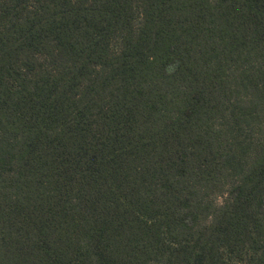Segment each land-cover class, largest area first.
I'll return each instance as SVG.
<instances>
[{
	"label": "trees",
	"instance_id": "1",
	"mask_svg": "<svg viewBox=\"0 0 264 264\" xmlns=\"http://www.w3.org/2000/svg\"><path fill=\"white\" fill-rule=\"evenodd\" d=\"M0 264H264V0H0Z\"/></svg>",
	"mask_w": 264,
	"mask_h": 264
},
{
	"label": "rangeland",
	"instance_id": "2",
	"mask_svg": "<svg viewBox=\"0 0 264 264\" xmlns=\"http://www.w3.org/2000/svg\"><path fill=\"white\" fill-rule=\"evenodd\" d=\"M225 197H226V195H225V193H224V195H223V193L222 194H217L215 197H213L214 198V200H215V202H216V204H221L224 200H225Z\"/></svg>",
	"mask_w": 264,
	"mask_h": 264
}]
</instances>
